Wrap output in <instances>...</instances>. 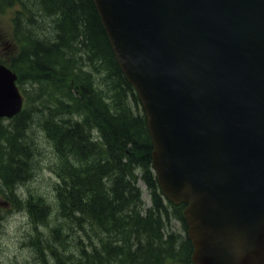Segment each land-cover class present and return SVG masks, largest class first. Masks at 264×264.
I'll use <instances>...</instances> for the list:
<instances>
[{
    "label": "trees",
    "instance_id": "16d2710c",
    "mask_svg": "<svg viewBox=\"0 0 264 264\" xmlns=\"http://www.w3.org/2000/svg\"><path fill=\"white\" fill-rule=\"evenodd\" d=\"M15 5L14 49L2 61L27 100L15 117L0 118V195L35 224L54 215L42 194L18 195L41 154L39 129L55 154L57 225L77 229L73 243L65 225L54 227L31 240L35 249L50 250L57 264H192L191 239L171 227L178 218L186 231L184 205L164 204L146 116L94 0H0V11ZM139 175L152 194L147 210Z\"/></svg>",
    "mask_w": 264,
    "mask_h": 264
},
{
    "label": "water",
    "instance_id": "95a60500",
    "mask_svg": "<svg viewBox=\"0 0 264 264\" xmlns=\"http://www.w3.org/2000/svg\"><path fill=\"white\" fill-rule=\"evenodd\" d=\"M196 264H264V0H95ZM0 63V116L22 106Z\"/></svg>",
    "mask_w": 264,
    "mask_h": 264
},
{
    "label": "rangeland",
    "instance_id": "374dc122",
    "mask_svg": "<svg viewBox=\"0 0 264 264\" xmlns=\"http://www.w3.org/2000/svg\"><path fill=\"white\" fill-rule=\"evenodd\" d=\"M9 22V13L5 12L0 14V31H8ZM0 40L4 39L1 38ZM3 54H5V43L2 45L1 42L0 56ZM33 132L39 137L38 141H40L42 153L40 154L41 157L37 160L34 159L36 167L31 175V180L25 185H19L18 193L20 196H23L22 193H25L27 196H23L24 199L30 197L31 194L43 193L51 205L47 211L50 210V212L54 213L52 219L48 217L45 221H49V224H53V226H49L48 228L42 223L35 224L25 209L15 210L10 205L2 207V201H4L5 197L0 195V264H57L50 250L49 252L47 250L38 252V249H35L31 244V239L34 238L40 241L42 237L44 239L52 232L53 227L58 226L63 228L64 225L65 231L70 232L69 238L73 243L75 242L73 238L77 235V229L74 228V231H71L67 220L62 221L63 226L61 224L57 225L56 223L57 200L54 197V184L58 177L56 179V175L53 172V168H55L54 164L56 163L55 155L52 151L51 144L42 135L41 131L36 129ZM142 186L145 187L144 185ZM145 198L149 202L146 188ZM175 223L178 225L177 222ZM176 229L179 230L177 226Z\"/></svg>",
    "mask_w": 264,
    "mask_h": 264
},
{
    "label": "bare ground",
    "instance_id": "6f19581e",
    "mask_svg": "<svg viewBox=\"0 0 264 264\" xmlns=\"http://www.w3.org/2000/svg\"><path fill=\"white\" fill-rule=\"evenodd\" d=\"M47 39V38H46ZM81 42V41H80ZM87 42V41H86ZM86 49V48H85ZM102 59V58H101ZM62 122V121H61ZM24 132V131H23ZM35 135V134H34ZM72 135V134H71ZM114 182V181H113ZM75 193V192H74ZM136 212V211H135ZM149 216V215H148ZM48 239V238H47ZM49 241V240H48ZM45 245V244H44ZM57 248V247H56ZM37 253V252H36ZM39 256V255H38ZM40 258V257H39ZM107 261V260H106ZM44 263V261H43ZM98 263V262H97Z\"/></svg>",
    "mask_w": 264,
    "mask_h": 264
}]
</instances>
